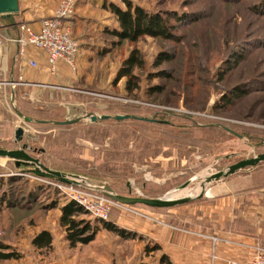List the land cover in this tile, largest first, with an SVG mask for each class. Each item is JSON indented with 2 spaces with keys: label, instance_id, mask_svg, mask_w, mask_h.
I'll return each instance as SVG.
<instances>
[{
  "label": "rangeland",
  "instance_id": "rangeland-1",
  "mask_svg": "<svg viewBox=\"0 0 264 264\" xmlns=\"http://www.w3.org/2000/svg\"><path fill=\"white\" fill-rule=\"evenodd\" d=\"M80 1L76 22L70 24L79 46L75 72L68 71L65 79L48 75L45 83L52 86H39L33 82L37 68L25 59L15 69L13 79L20 85L14 84L13 91L25 116L82 120L68 126L25 124L12 111L7 93L0 99V149L27 144L25 153L43 166L103 182L127 197H169L191 180L174 199L197 196L204 177L264 153V16L256 11V0H128L147 12L182 17L181 22L169 21L176 26L175 41L144 37L136 44L118 43L109 33L117 27L109 5L124 9L125 0ZM133 49L144 64L134 71L138 89L130 95L124 91L125 79L116 75ZM159 54H170V61L154 67ZM237 54L241 57L234 64ZM155 87L162 91H153ZM232 92L242 93L231 98ZM87 113L135 115L171 125L90 122ZM17 127L24 130L18 144L13 139ZM263 167L264 162L238 171L206 189L213 194L216 187L240 183ZM24 169L0 159V243L8 248L5 253L21 256L0 264H165L159 251L152 250L153 243L136 231L171 222L182 229L176 231L178 238H190L191 231L204 233L197 215L208 200L205 196L160 209L110 199L104 221L128 238L101 228L93 242L70 247L59 225L60 208L68 200L62 191L66 184L22 173ZM256 176V182L264 180V172ZM4 194L16 200L15 206L1 203ZM192 216L189 225L185 218ZM43 230L51 234L52 245L38 250L31 240Z\"/></svg>",
  "mask_w": 264,
  "mask_h": 264
},
{
  "label": "crops",
  "instance_id": "crops-1",
  "mask_svg": "<svg viewBox=\"0 0 264 264\" xmlns=\"http://www.w3.org/2000/svg\"><path fill=\"white\" fill-rule=\"evenodd\" d=\"M18 1L19 13L15 18L17 24L25 23L37 29L40 21L50 17L61 0ZM80 4L81 1L76 7L75 15L79 12ZM73 21L76 22L75 17ZM30 47L19 55L17 66L25 59L33 60L38 73L33 82L39 86H52L45 83L46 76H51L48 73L47 54ZM15 53V43L9 40L6 29L0 26V99L7 93L9 98L10 86L13 88L14 84L20 85L13 79L15 70L12 75L14 83H8ZM68 71L72 72L64 62L57 63L55 75L62 79L69 78ZM260 171L264 172V167L252 171L240 183L233 181L234 183L218 186L213 190V197L198 208L201 210L197 215L198 226L204 232L201 235L191 231L190 235L193 237L178 238L176 231L182 232V229L171 222L146 225L136 231L137 234L146 237L153 246L158 245L159 260L165 256V260L171 264H227L229 261L248 260L255 247L264 246V180L256 182L260 179L256 176ZM185 219L189 225L193 224V216ZM212 238H216V242Z\"/></svg>",
  "mask_w": 264,
  "mask_h": 264
},
{
  "label": "trees",
  "instance_id": "trees-1",
  "mask_svg": "<svg viewBox=\"0 0 264 264\" xmlns=\"http://www.w3.org/2000/svg\"><path fill=\"white\" fill-rule=\"evenodd\" d=\"M125 8L121 9L116 5L110 4L108 11L114 16L117 27L110 31V35L113 36L118 43L127 42L129 44H136L140 39L149 37L152 39L172 42L175 41L177 36L174 33L176 26L169 23V21L181 22L182 17H178L177 14H161L151 13L143 10L137 5H133L130 1H124ZM254 7L257 12H260L264 16V0H256ZM164 15V16H163ZM233 63L237 64L241 55L234 56ZM170 54H159L156 58L154 67L170 61ZM144 61L140 52L137 49H133L127 57L123 60L121 68L116 75L117 80L125 79L124 91L127 94L132 95L138 89V83L134 75L136 69L143 68ZM231 66L230 68H232ZM165 76V73H161ZM155 92H161V87H155L152 89ZM242 92H232L231 98H237ZM229 101V99H228ZM21 112H24L20 108ZM128 113V111H125ZM135 123L170 126L168 124H159L151 122H143L130 120ZM162 121V120H161ZM15 201L11 197L4 194L1 198V203H4L7 207L15 206ZM88 213L85 212L80 206L73 201L67 200L60 208L59 225L65 230V239L70 247L77 245H86L94 241L100 229H106L114 231L117 235L128 238L129 234L119 230H115L113 226L107 221L95 219L94 222L87 220L84 217ZM31 244L38 250L49 249L52 245V236L48 231H41L39 234L33 237ZM3 244L0 243V261L6 260H18L20 255L15 252L5 253L7 250ZM158 245H154L152 250H159ZM165 264H171L165 260V256H162L161 261Z\"/></svg>",
  "mask_w": 264,
  "mask_h": 264
},
{
  "label": "water",
  "instance_id": "water-1",
  "mask_svg": "<svg viewBox=\"0 0 264 264\" xmlns=\"http://www.w3.org/2000/svg\"><path fill=\"white\" fill-rule=\"evenodd\" d=\"M19 13V1L18 0H0V26L5 28L7 31L8 38L11 42L15 43L16 46V53L12 61V65L10 68V84L14 83L12 79L13 71L17 67V63L19 60L20 55V47L18 45V38H19V31H18V24L15 20L16 16ZM10 31H13L11 33ZM8 103L15 113L17 118L25 124H38V125H53V126H68L75 123H79L82 118L78 117L72 120H65V121H51V120H36L25 116L16 106L15 103V96L13 88L10 86V95L8 98ZM86 117L90 120V122H97L106 121V120H115L117 122L125 121V120H136V121H143V122H151V123H159V124H168L167 121L157 120L155 118H146V117H139L135 115H101L96 116L94 114H86ZM229 133L235 135L239 139H242V136L236 134L234 131L225 129ZM24 137V130L22 127H17L13 132V139L15 143H20ZM264 143H260L263 145ZM252 147L251 145H249ZM27 144H22L20 149L17 150H4L0 149V159L4 160H12L14 162L15 168H19L20 166L27 167V169L21 170L22 173L32 174L36 177L40 178H47L51 180L58 181L60 183L74 186L77 188H82L90 191L98 192L105 197L124 205H143L149 208H172L182 204H186L194 199H200L205 196L207 199H211L213 194L206 189V186L212 183L213 181H219L220 179H226L230 175L234 173L245 170V169H254L259 164L264 162V153L254 155L252 158H247L236 162L235 164L230 165L224 171H218L214 174H211L208 177H204L200 183L201 192L195 197L192 196H182L181 198L176 199H168V197L164 198H146V197H127L122 196L114 192L109 186L105 183L96 181L93 179L81 177L75 174H69L61 171H56L49 169L43 166L37 159L29 156L25 153V149H27ZM227 158V157H226ZM30 167V168H29ZM190 181H187L183 184L179 190L185 189L189 184Z\"/></svg>",
  "mask_w": 264,
  "mask_h": 264
},
{
  "label": "built area",
  "instance_id": "built-area-1",
  "mask_svg": "<svg viewBox=\"0 0 264 264\" xmlns=\"http://www.w3.org/2000/svg\"><path fill=\"white\" fill-rule=\"evenodd\" d=\"M79 2L80 0H61L52 15L40 21L37 29L25 23L18 25L17 42L21 53L27 46L44 51L47 54L48 73L51 75L56 74L59 61L64 62L72 72L77 68L79 46L71 36L70 24ZM27 63L33 68L37 67L33 60H28ZM63 187L62 191L69 201L76 203L93 219L106 220L111 203L109 198L70 185ZM216 240L212 238L213 242ZM227 264H264V246L255 247L252 256L244 262L229 261Z\"/></svg>",
  "mask_w": 264,
  "mask_h": 264
},
{
  "label": "bare ground",
  "instance_id": "bare-ground-1",
  "mask_svg": "<svg viewBox=\"0 0 264 264\" xmlns=\"http://www.w3.org/2000/svg\"><path fill=\"white\" fill-rule=\"evenodd\" d=\"M184 190V189H183ZM182 191V190H181ZM181 191H178V192H175V193H172L169 197H168V199H174V196L175 195H177V194H180L181 193ZM187 196V195H186Z\"/></svg>",
  "mask_w": 264,
  "mask_h": 264
}]
</instances>
